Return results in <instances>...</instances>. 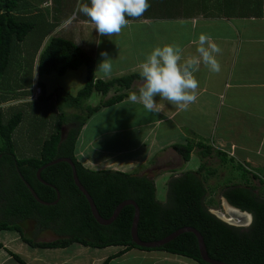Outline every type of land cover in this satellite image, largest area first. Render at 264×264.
<instances>
[{
	"label": "crops",
	"instance_id": "obj_1",
	"mask_svg": "<svg viewBox=\"0 0 264 264\" xmlns=\"http://www.w3.org/2000/svg\"><path fill=\"white\" fill-rule=\"evenodd\" d=\"M190 1L196 3L194 9L182 0H149L151 7L141 17H127L128 26L111 36H100L90 19L80 18L79 24H87V27L77 29L93 33L94 43L85 52L95 61L96 78L104 82L131 75L141 76L138 66L157 46L176 44L183 50L185 59L198 56V40L202 33L211 36L212 42L220 47L221 52L215 58L221 68L215 73L200 63L195 72L199 81L197 100L186 108L172 105L159 96L154 97L159 103L156 112H149L141 103H132L128 99L129 93L139 92L144 82L142 79L135 80L130 89L113 88L106 99H101L104 96L101 94L100 97L99 92H93L99 97L91 107L118 94L127 96L115 105L103 107L87 121L78 138L77 157L89 169L146 175L155 181L157 189L161 184V188L167 190L172 178L188 171L196 172L202 163L207 165V158L217 156L223 167L242 168L249 175L248 178L242 177L240 183H233L236 179L233 177L226 187L260 186L259 180L264 179V0ZM62 3V0H25V12L46 32L37 41L33 53L27 54L20 45L14 55L5 84L7 100L2 105L5 110L28 102L24 106L37 109L42 116V109L47 110L50 106L51 102L46 100L49 96L46 85L42 84L39 75L44 41L55 37L58 29L64 27L63 23H72V26L77 23L72 20L74 11L64 9ZM58 15L66 16L58 18ZM68 29L64 27L62 30ZM75 45L82 49V46ZM102 52H107V58L111 59L112 71L108 77L98 71L105 59ZM28 55L31 58L29 79L22 82L27 72ZM9 88L14 91L10 92ZM37 88H41L39 96L45 95V100L30 101ZM92 97L86 101L87 106ZM22 128L20 126L18 132ZM66 131L64 126L62 132ZM106 143L110 150L105 148ZM188 144L194 148L190 159L184 161L175 147ZM202 147L212 148V156L202 160ZM183 165L185 168L180 169ZM206 173H212L207 166L205 181ZM222 199L226 203L223 192ZM0 244L3 245L0 264H200L165 251L128 249L126 246L95 248L79 243L66 247L32 246L19 232L8 230L0 232Z\"/></svg>",
	"mask_w": 264,
	"mask_h": 264
},
{
	"label": "trees",
	"instance_id": "obj_2",
	"mask_svg": "<svg viewBox=\"0 0 264 264\" xmlns=\"http://www.w3.org/2000/svg\"><path fill=\"white\" fill-rule=\"evenodd\" d=\"M24 2L0 0V232L17 231L32 246L66 247L74 243L95 248L126 246L128 249L165 251L207 264L201 258L197 238L192 233H184L157 249L136 246L131 238L135 215L131 205L124 207L111 225H100L93 217L85 196L75 185L72 168L68 163L55 164L41 173L44 181L60 191L58 204L45 206L37 202L24 181L31 185L40 199L54 202L57 199L56 190L41 183L37 179V171L56 159L70 158L76 166L80 182L93 198L103 218H111L116 207L125 200H134L138 204L141 213L138 234L143 241L161 240L181 228L192 227L203 236L212 259L228 264H264V180H259L260 186L231 185L223 190V197L230 205L253 216L252 223L244 227L231 225L211 212L207 202L205 162L196 172L188 171L172 178L167 185L165 202L158 199L155 181L146 175L113 170L96 171L81 163L77 157V142L83 126L94 113L103 107L117 104L127 94L115 95L96 107L87 106L83 114H80L83 108L81 105L95 91L105 97L113 88L130 89L135 80L143 78L131 75L109 82L97 79L94 59L64 38H51L40 55L39 68L41 73L54 71L63 75L66 70H77L86 65L87 81L84 88L76 97L67 96L70 100L68 107H73L77 113L67 117L64 112L59 113V110L61 112L68 107L58 103L57 108V101L50 104L53 110L48 112L47 118L56 119L53 132L47 139L32 135L31 138H38L36 151L32 143L25 142V145L32 144V154L24 153L21 158L18 156L19 151L26 152L19 141L20 137L16 138V132L25 120L21 107L25 110L27 107L17 104L13 109L5 110L2 105L7 100L5 84L17 45L23 43L33 27L38 25L36 19L25 12L27 7ZM43 97L39 96V100ZM29 99L37 100L33 97ZM54 99H58L57 93L46 98L48 102ZM24 105H28V102ZM55 110L57 114L50 115ZM42 123H38L40 130L46 128L48 122L45 120ZM64 126L67 130L65 134L62 132ZM193 148V145L188 144L176 146L175 150L183 156L184 161H188ZM212 151V148L202 147V160L212 156ZM27 221H34L41 230L53 229L63 239L37 243L25 233L24 225ZM14 257L24 263L16 255Z\"/></svg>",
	"mask_w": 264,
	"mask_h": 264
},
{
	"label": "rangeland",
	"instance_id": "obj_3",
	"mask_svg": "<svg viewBox=\"0 0 264 264\" xmlns=\"http://www.w3.org/2000/svg\"><path fill=\"white\" fill-rule=\"evenodd\" d=\"M182 1H187V3L194 9V5H196V3H194V1H190V0H182ZM56 2V1H55ZM62 5L65 6L64 9L69 10V12L74 11L73 13H75V15L72 17V20L77 22L76 24L72 23H63L65 24L64 27H69L68 30H62L64 27H60L58 29V33H55L53 36L55 37H61L64 38L66 40H70L71 42H74L75 44H78L80 46H82V49L80 47L81 50L86 51L89 49V47L94 43L93 40V33L91 30H86V31H82L79 30L77 28L83 27L86 29L87 24H79L80 22V18L85 17L88 18L87 16H85L82 13L78 12V4L80 3H89L90 5V0H62ZM190 8V7H189ZM192 8H190V10H192ZM66 15H58V18L61 17H65ZM77 18V19H76ZM89 19V18H88ZM42 25L38 24L36 25L34 30H31L26 38L25 44L23 42V44H19L22 45L21 48L25 49L27 51V54H31L34 52L35 48H36V43L37 41H39V38L41 37V35H43V33H45L44 29H41ZM73 27H75L74 30H70ZM62 30V31H61ZM70 30V31H69ZM43 38V36L40 38V40ZM49 37L46 41H44V48L49 44L50 41ZM19 46L17 45V48L15 50V54L18 53V49ZM42 47V49H43ZM87 47V48H86ZM88 53V52H87ZM27 63H25L26 65V73L25 76L22 79V82H25L29 79V69H30V65H31V58L28 55L27 58ZM40 81L42 82V84L44 83L46 85V92L48 93V95H55L54 93H57V100H53L52 103H55V101H57V108H58V103L62 104L66 107L70 106V104H68L70 102L69 98L67 97L68 95L76 97L78 95V92L80 90H82L86 84L87 81V67L86 65L80 66L77 70H66L65 74L60 75L57 72H50V73H46L43 74V72L40 74ZM41 89V88H40ZM100 97H101V93ZM93 96V97H92ZM92 98L90 99V104L89 106L94 105L97 102V97H99V95L97 96V94H92ZM35 97V94L34 96ZM45 95L43 97V100H45ZM55 96H53L54 98ZM101 99H106L105 97H101ZM15 103V101H14ZM45 103V101H44ZM86 101L81 105L82 110L80 111V114H83V111L85 112L87 109V105H86ZM54 105V104H53ZM24 106V105H23ZM22 110L25 114V120L23 121L21 127H23L21 129V131H17L16 133V138L18 139V137H20V140L22 142V147L26 149V152H21L19 151L18 156L21 158L22 156H24L25 154H32L30 150L32 144H33V149L34 151H36L37 149V142H38V138L37 137H33L31 138L32 135H38L39 138H48L50 136V134L53 132L54 130V126L56 124V119L55 118H51L49 123L50 125L42 130H40L38 123H42L45 120H48L47 118V114H49L48 112L53 110V106H49L47 107L48 109H42V116H39L40 113H38V110L35 108H30V109H23V107H21ZM65 113L66 116L71 117V115L73 113H77V110L73 109V107H68V109L64 108V111L59 110V113ZM55 115L57 114V110H55L54 112L52 111L50 113V115ZM24 129L23 133L22 130ZM41 133H40V132ZM65 134V133H64ZM32 143L30 146L29 145H25L24 143ZM105 148H108L109 150L111 149V147L109 146L108 143H106ZM22 147L21 150H22ZM92 148H89V150ZM95 154H98L97 152H94ZM197 160H199V157H196ZM201 160V158H200ZM207 170L212 172L210 174L206 173V178L207 180L205 181L207 190H208V197H207V202L209 204V208L212 212H214L215 214L220 215V217H222L224 219V221H227L230 224L236 225V226H244L247 227L249 226L252 221L251 218L248 215H243L240 217H233L229 214V211L227 210L226 207V203L223 201L222 199V192L223 189L228 185V183H230L229 181L232 180L233 177H235L236 179L233 181V183L237 182L240 183L242 180V177H249L248 173H246L245 171H243L242 169H235L232 170L229 167H223L221 161L219 160V158L216 157H210L207 158ZM188 167V166H187ZM185 168V165H183L180 169ZM139 172V171H138ZM163 172V171H162ZM162 174V173H161ZM164 175H169V173H165ZM264 180V179H263ZM232 183V182H231ZM166 195H167V190L161 188V184L159 185L158 189H157V197L159 200H166ZM211 198V199H210ZM225 203V204H224ZM235 211V210H234ZM235 214V213H234ZM237 215V214H236ZM239 216V215H237ZM246 217V218H245ZM233 219V220H231ZM24 230L25 233L28 235V237L35 239L36 241H54L56 239H59L61 236L57 233H55V231L53 229H48V230H40L39 232V228L36 226V223L34 221H27L26 224L24 225ZM62 238V237H61ZM138 249V248H137ZM141 250V249H140ZM148 251V250H146ZM158 251V250H156Z\"/></svg>",
	"mask_w": 264,
	"mask_h": 264
},
{
	"label": "clouds",
	"instance_id": "obj_4",
	"mask_svg": "<svg viewBox=\"0 0 264 264\" xmlns=\"http://www.w3.org/2000/svg\"><path fill=\"white\" fill-rule=\"evenodd\" d=\"M150 7L149 0H90V5L78 4V12L90 19L100 36H111L119 34L128 26L127 17L139 18ZM197 52L198 56L185 59L179 45L165 44L155 47L138 66L144 82L138 93H129V101L141 103L149 112L158 111L159 103L154 99L156 96L179 108L195 103L199 88L195 72L198 71L200 63L203 62L215 73L221 68L215 58L221 49L212 42L211 36L200 34ZM101 56L105 59L100 63L98 71L108 77L112 71L111 59L107 58V52H102Z\"/></svg>",
	"mask_w": 264,
	"mask_h": 264
},
{
	"label": "water",
	"instance_id": "obj_5",
	"mask_svg": "<svg viewBox=\"0 0 264 264\" xmlns=\"http://www.w3.org/2000/svg\"><path fill=\"white\" fill-rule=\"evenodd\" d=\"M61 162H65L68 163L71 168H72V173H73V179L75 182V185L77 186V188L80 190V192L85 196L86 200L89 203L91 212L93 217L95 218V220L100 224V225H104V226H108L111 225L113 222L116 221V219L118 218V216L120 215L121 211L123 210L124 207L131 205L134 207L135 209V215H134V219H133V223H132V227H131V238H132V242L140 247V248H145V249H157V248H161L167 244H169L170 242H172L174 239H176L177 237H179L180 235L184 234V233H192L195 235V237L197 238L198 241V246H199V252L201 255V258L204 262H206L207 264H228L222 261H218L215 259H212L207 251L206 248V244L204 242V238L201 235V233L196 230L195 228L192 227H184L181 228L175 232H173L172 234H170L169 236L165 237L164 239L161 240H157V241H143L138 234V227H139V222H140V207L138 206V204L134 201V200H125L123 202H121L115 209L113 215L111 218L109 219H105L103 218L98 209L97 206L93 200V198L90 196L89 192L85 189V187L82 185V183L80 182L79 178H78V174H77V170H76V166L74 164V162L70 159V158H59L56 159L46 165H44L43 167H41L38 171H37V179L43 183L46 186H50L53 189L56 190L57 192V199L54 202H45L42 199H40V197L37 195V193L35 192V190L31 187V185L29 183H27L26 181L25 184L27 186V188L30 190L31 194L33 195V197L35 198V200L37 202H39L42 205L45 206H55L58 204V202L61 199V193L58 189H56L55 186L47 183L46 181H44L41 177V173L43 170H45L46 168L53 166L55 164L61 163ZM226 203H228V205L235 209L237 212L241 213L243 216L244 215H248L251 218V221L253 220V216L250 213L247 212H243L240 209H237L235 207H233L232 205L229 204V202L227 200H225ZM212 212V211H211ZM213 214H215L214 212H212ZM218 218H220L221 220H224L222 217H220V215L215 214Z\"/></svg>",
	"mask_w": 264,
	"mask_h": 264
},
{
	"label": "bare ground",
	"instance_id": "obj_6",
	"mask_svg": "<svg viewBox=\"0 0 264 264\" xmlns=\"http://www.w3.org/2000/svg\"><path fill=\"white\" fill-rule=\"evenodd\" d=\"M226 207H227V210L229 211V214L232 216V218L233 217H240V216H242V214L241 213H239V212H237L235 209H233V208H231L230 206H228L227 204H226ZM235 210V211H234ZM235 213V214H234ZM239 215V216H237V215ZM244 217V216H243ZM250 217V216H249ZM246 218V217H245ZM231 220H233V219H231Z\"/></svg>",
	"mask_w": 264,
	"mask_h": 264
},
{
	"label": "built area",
	"instance_id": "obj_7",
	"mask_svg": "<svg viewBox=\"0 0 264 264\" xmlns=\"http://www.w3.org/2000/svg\"><path fill=\"white\" fill-rule=\"evenodd\" d=\"M40 94H41V89L37 88L35 91V97L34 98L37 99Z\"/></svg>",
	"mask_w": 264,
	"mask_h": 264
},
{
	"label": "flooded vegetation",
	"instance_id": "obj_8",
	"mask_svg": "<svg viewBox=\"0 0 264 264\" xmlns=\"http://www.w3.org/2000/svg\"><path fill=\"white\" fill-rule=\"evenodd\" d=\"M26 224V223H25Z\"/></svg>",
	"mask_w": 264,
	"mask_h": 264
}]
</instances>
